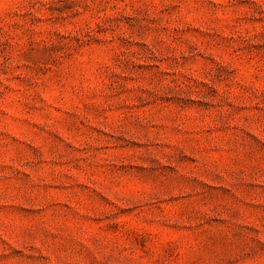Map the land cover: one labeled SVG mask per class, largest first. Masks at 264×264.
Segmentation results:
<instances>
[{"label":"rangeland","instance_id":"1","mask_svg":"<svg viewBox=\"0 0 264 264\" xmlns=\"http://www.w3.org/2000/svg\"><path fill=\"white\" fill-rule=\"evenodd\" d=\"M0 264H264V0H0Z\"/></svg>","mask_w":264,"mask_h":264}]
</instances>
